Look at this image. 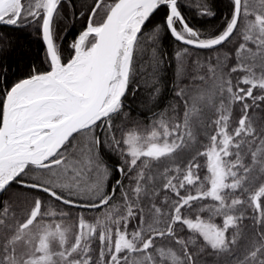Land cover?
Wrapping results in <instances>:
<instances>
[{"label": "snow or ice", "instance_id": "obj_1", "mask_svg": "<svg viewBox=\"0 0 264 264\" xmlns=\"http://www.w3.org/2000/svg\"><path fill=\"white\" fill-rule=\"evenodd\" d=\"M189 6L0 0V27L31 29L47 65L12 79L0 60V264H264V0H229L212 30ZM18 43L0 31V58Z\"/></svg>", "mask_w": 264, "mask_h": 264}, {"label": "trees", "instance_id": "obj_2", "mask_svg": "<svg viewBox=\"0 0 264 264\" xmlns=\"http://www.w3.org/2000/svg\"><path fill=\"white\" fill-rule=\"evenodd\" d=\"M75 4V10L78 13L79 11L83 10L81 5H89L92 4V0H73ZM184 3L190 5L183 9L184 14L188 17L190 24L195 25L196 27L212 30L213 28L219 27L223 19L228 15L229 7L228 3L229 0H209V3L213 5V10L216 12L215 18H207V17H200L196 12V4L193 3V0H184ZM163 13L161 12L157 15L154 19V23L158 22ZM83 23V18L77 16L75 28H73L72 23L68 20H65L63 23L59 25L61 36L65 34L66 31L71 30L72 35H75L76 29H80ZM0 31L10 35L12 39H19V43L15 46V50L11 53L5 54L3 58H0L3 62L11 65V71L9 72V77L12 79L23 77L27 74L28 66L30 64L35 65L41 69L46 68L47 65L42 63L43 59V45L39 37L32 32L31 29L25 30L23 32H16L8 27H0ZM31 33V34H29ZM72 35H68L67 39L63 41V47L65 49L64 55H68V44L72 39ZM181 45L178 42L167 39L164 41V49L165 55L164 59L167 62L165 65V71L162 75L165 77L167 90L162 89L164 94V100L161 104V109H163L169 102H172L174 99V92L172 88L176 86V78L174 76V71L176 68V61L174 60V52L177 47ZM206 53H201V55H205ZM187 83V81H185ZM149 89H144L140 94L137 96V101H139L142 97L148 94ZM131 97L129 100L131 101ZM132 107L134 111L131 115L140 120H144L147 123V120L151 118L150 113H146V110L143 107L137 108V103L133 102ZM147 117V118H146ZM118 157L112 156L108 158L106 156V160L111 163L115 164L118 162Z\"/></svg>", "mask_w": 264, "mask_h": 264}]
</instances>
